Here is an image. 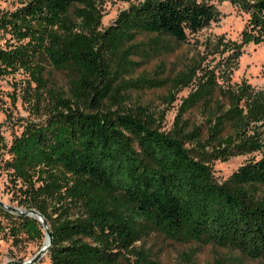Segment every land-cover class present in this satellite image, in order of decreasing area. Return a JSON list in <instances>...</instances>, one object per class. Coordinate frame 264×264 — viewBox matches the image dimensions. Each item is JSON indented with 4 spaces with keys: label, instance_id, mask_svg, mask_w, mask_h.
Wrapping results in <instances>:
<instances>
[{
    "label": "trees",
    "instance_id": "obj_1",
    "mask_svg": "<svg viewBox=\"0 0 264 264\" xmlns=\"http://www.w3.org/2000/svg\"><path fill=\"white\" fill-rule=\"evenodd\" d=\"M99 1L0 0V80L22 77L21 99L31 98L35 112L44 98L51 102L43 121H25L8 142L0 132L9 202L47 223L49 264H157L136 246L148 233L264 264V89L230 83L241 49L264 48V0H142L102 31ZM214 2H227L246 23L238 42L200 43L171 79L176 90L195 86L164 135L144 109L123 107V90L169 82L125 80L138 66L132 58L148 57L134 41L150 35L168 53L167 42L179 45L218 22ZM47 68L67 76L64 95L48 85ZM194 111L199 123L188 118ZM237 156L249 158L216 183L208 164ZM0 233L13 243L20 234L45 238L37 220L2 208Z\"/></svg>",
    "mask_w": 264,
    "mask_h": 264
},
{
    "label": "rangeland",
    "instance_id": "obj_2",
    "mask_svg": "<svg viewBox=\"0 0 264 264\" xmlns=\"http://www.w3.org/2000/svg\"><path fill=\"white\" fill-rule=\"evenodd\" d=\"M142 0H100L97 8L100 14V28L102 31L108 27L119 14L130 5H137ZM219 12V20L209 24L208 27L187 38L186 42L179 45L167 42L171 46V51L165 52V46L156 49L151 45L153 37L150 35L138 36L134 44L139 45L138 50L147 51L144 61L139 56H134L132 61L138 66L125 80L133 81L141 76L167 78L168 84L163 87L150 90L135 91L132 88L123 90L125 102L123 107L133 110L141 107L149 115L154 123L155 129L164 135H170L173 123L177 115V109L182 99H184L195 86L194 81L186 88L176 90L172 88L173 79L177 74L184 72L191 61L195 60L196 53L201 52L199 46L206 40L222 36L226 41L238 42L240 33L246 23L247 17L227 2L215 3ZM6 7V4H1ZM209 58L199 63V70L204 69ZM211 68V67H210ZM162 74L159 76L158 71ZM161 73V72H160ZM197 73V78L201 76ZM45 78L48 85L64 95L67 91V76L64 73L46 69ZM22 77L4 78L0 80V132L5 141L8 142L12 135H19L20 125L27 122H41L47 116L51 102L44 98L38 105L37 112L33 111L31 98L21 99L23 84H18ZM246 82L255 89H264V48L248 44L241 49L240 57L237 59L235 69L230 76V83L237 84ZM32 87V86H31ZM14 100H13V99ZM13 100V101H12ZM188 118L200 122L196 111L190 113ZM185 149L191 145L184 144ZM248 156L231 157L226 161H212L208 164L211 174L216 183L227 181L231 173L242 165ZM5 179L0 177V202L15 209L14 203L9 202V195L6 194ZM19 241L13 243L8 235L0 233V264H14L32 257L44 244L45 238L33 241L19 235ZM136 246L149 253L151 260L157 264H263L260 260H249L240 256L236 251L225 247H218L212 244H199L192 241L179 242L165 238L160 233H148ZM33 264H49L48 257L43 254Z\"/></svg>",
    "mask_w": 264,
    "mask_h": 264
},
{
    "label": "water",
    "instance_id": "obj_3",
    "mask_svg": "<svg viewBox=\"0 0 264 264\" xmlns=\"http://www.w3.org/2000/svg\"><path fill=\"white\" fill-rule=\"evenodd\" d=\"M0 208L4 209L5 211H7L9 213H12V214L21 215V216H27L29 218H33V219L37 220L40 223V225L42 227L43 235L47 237V241L44 244L41 245V247L37 250V252L32 257H30V258H28V259H26L24 261H20V262L17 261V262L14 263V264H33L43 254L46 253L47 248L49 247V245L51 243V233L49 232V230L47 228V223L34 210L23 211L21 209H15V208L6 206L2 202H0Z\"/></svg>",
    "mask_w": 264,
    "mask_h": 264
},
{
    "label": "bare ground",
    "instance_id": "obj_4",
    "mask_svg": "<svg viewBox=\"0 0 264 264\" xmlns=\"http://www.w3.org/2000/svg\"><path fill=\"white\" fill-rule=\"evenodd\" d=\"M47 241V237L45 236V241H44V243Z\"/></svg>",
    "mask_w": 264,
    "mask_h": 264
}]
</instances>
